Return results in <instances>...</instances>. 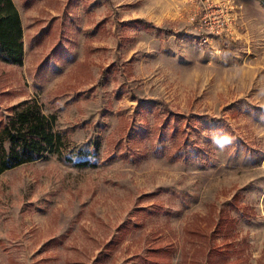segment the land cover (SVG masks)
Wrapping results in <instances>:
<instances>
[{"label":"rangeland","instance_id":"rangeland-1","mask_svg":"<svg viewBox=\"0 0 264 264\" xmlns=\"http://www.w3.org/2000/svg\"><path fill=\"white\" fill-rule=\"evenodd\" d=\"M14 2L0 119L37 98L62 154L0 170V264H264V0Z\"/></svg>","mask_w":264,"mask_h":264},{"label":"trees","instance_id":"trees-1","mask_svg":"<svg viewBox=\"0 0 264 264\" xmlns=\"http://www.w3.org/2000/svg\"><path fill=\"white\" fill-rule=\"evenodd\" d=\"M133 22L154 26L142 18H136ZM24 51L20 11L14 0H0V58L22 64ZM54 140L55 131L51 118L44 111L37 98L29 97L11 104L8 107L7 115L0 119V170L14 164L44 157L53 150L61 155V147L55 145ZM87 163L88 160L77 162L80 165ZM226 218L224 220V217H221L219 222L228 226L230 222H233V219ZM220 247L209 248L207 253L208 264L214 263L213 258L217 252L224 254ZM165 250V247L162 246L156 251L161 253ZM145 262L162 264L163 260L146 258Z\"/></svg>","mask_w":264,"mask_h":264},{"label":"clouds","instance_id":"clouds-1","mask_svg":"<svg viewBox=\"0 0 264 264\" xmlns=\"http://www.w3.org/2000/svg\"><path fill=\"white\" fill-rule=\"evenodd\" d=\"M219 143H220V144H223V143H224V141H222V140H221V141H219Z\"/></svg>","mask_w":264,"mask_h":264}]
</instances>
